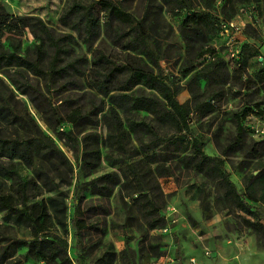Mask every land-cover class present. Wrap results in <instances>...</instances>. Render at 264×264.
<instances>
[{
	"label": "rangeland",
	"instance_id": "374dc122",
	"mask_svg": "<svg viewBox=\"0 0 264 264\" xmlns=\"http://www.w3.org/2000/svg\"><path fill=\"white\" fill-rule=\"evenodd\" d=\"M1 1L9 13L39 17L58 35L74 33L60 19L73 0ZM115 1H122L142 24L151 53L117 45L106 25L91 45L75 34L71 43L74 55L82 60V74L77 76L82 87L62 92L52 82L36 78L51 104L37 105L0 71L14 91L13 104L26 111L42 139L21 151V157L0 155V162L15 165L22 176L0 175V184L4 193L22 201L18 188L25 180L28 204L45 201L51 214L50 236L38 241L27 216L29 207L6 209L0 204V264H159L161 258L163 264H264V133L257 131H264V0ZM193 10L202 12L201 22L184 30L183 21ZM229 22L240 27L233 45L221 34L222 24ZM135 25H122L118 32H133ZM36 42L28 28L23 49ZM236 49L247 67L237 65L232 55ZM209 52L226 64L215 79L210 78L213 69L208 78L194 75L214 62L207 58ZM101 54L118 63H130L132 55L137 56L136 63L153 66L178 90L181 103L189 102L184 152L173 151L166 158L159 147L154 150L159 155L150 159L153 151L143 152L136 142L130 145L133 157L110 147L106 116L111 103L91 88L94 74L108 68L100 61ZM132 91L154 92L144 84ZM78 104L84 113L81 123L73 125L68 118ZM97 108L102 109L98 114ZM136 114L129 119L156 128L149 112ZM28 130L0 119V134L11 140L30 137ZM163 130L173 134L175 127ZM90 134L99 140L101 164L84 177L82 157ZM200 142L215 159L203 171L187 157L195 154ZM141 159L149 165L143 164L141 175L152 171L144 178L148 190L130 181L135 176L128 163ZM104 174L114 175L109 182L96 183L109 193H93L91 180ZM74 218L84 219L88 227L78 230Z\"/></svg>",
	"mask_w": 264,
	"mask_h": 264
},
{
	"label": "trees",
	"instance_id": "16d2710c",
	"mask_svg": "<svg viewBox=\"0 0 264 264\" xmlns=\"http://www.w3.org/2000/svg\"><path fill=\"white\" fill-rule=\"evenodd\" d=\"M202 15L200 10H193L183 21L184 30L189 29L190 25L197 26L201 22ZM60 19L63 25L74 33L58 35L39 17L9 13L0 0V71L6 74L20 93L30 96L37 105H42L44 102L51 104V99L40 88L36 78L52 82L62 92L82 87L77 77L82 74L80 70L82 60L74 55L71 43L74 41L75 34L84 43L91 45L98 39L102 27L106 25L108 35L117 45L139 54L150 52L148 33L122 1L73 0ZM129 23H136L133 32H118L120 26ZM28 28L34 34L37 42L33 47L23 49L22 39ZM49 48L52 50L50 55H48ZM206 56L209 59H215V52H209ZM132 59L134 60L130 63H118L112 61L105 54H101L100 61L108 65L107 71H99L94 74L92 79L91 88L108 96L111 103L110 114L106 116L110 132V147L123 151L126 156L133 157L135 155L130 145L136 142L143 152L153 151L149 156L150 159L159 155L154 151L159 147L164 151L162 153H165L164 157L166 158L171 157V154L168 153L173 151L184 152L186 135L183 131L188 128L191 122L189 102L181 103L177 98L178 90L164 82L153 66L136 63L137 56L132 55ZM237 61L241 63L240 67H247L246 63L241 61V57ZM155 64H158V60L153 62V65ZM225 66V61L222 58H216L214 62L195 72L194 75L208 78V71L213 69L210 78L215 79L217 75H221ZM137 84H144L154 92H130ZM50 89L51 87H48V91ZM14 96V91L0 77V119L28 128L31 134L28 138L12 140L0 134V155L9 158L21 157V151L26 150L32 143L42 140L37 137L32 128L26 111H20L13 104ZM100 111L102 109L97 108L95 112L98 114ZM138 111L149 112L156 122V128L150 127L147 123L129 119V117L137 116ZM83 113L82 105L78 104L70 114L68 121L73 125H79ZM62 121V119L58 120L57 124H61ZM168 125L175 127L173 134L163 130ZM238 129L239 134L244 132L241 121ZM87 140L90 141L87 142ZM203 146L204 144L200 142L195 154L187 156L190 160L189 163L196 165L201 171L215 160L203 151ZM101 155L98 138L90 134L86 138L82 157L81 169L84 177L99 170ZM125 159L114 161V163L123 162ZM143 164L149 167L144 159L128 163V167L135 176L130 181L136 183L137 186L141 185L142 190H148L144 178L150 176L152 171L149 169V172L141 175ZM0 175L22 178L15 165H6L2 162H0ZM112 175L114 174H104L99 178L92 179L91 191L99 195H107L109 188L98 185L96 181L109 182ZM124 175L126 179H129L125 172ZM51 183L57 187V184L52 180ZM28 188L29 183L23 180L18 188L23 194V200L19 201L17 196L4 193L0 184V204L6 209L13 208L18 204L29 207L27 216L34 229L33 235L39 241L41 237L50 236L48 231L51 226V214L48 203L45 201L28 204L30 198L27 195ZM73 223L80 231L88 227L84 219L74 218ZM161 223L159 221L153 225Z\"/></svg>",
	"mask_w": 264,
	"mask_h": 264
},
{
	"label": "built area",
	"instance_id": "2783aa9c",
	"mask_svg": "<svg viewBox=\"0 0 264 264\" xmlns=\"http://www.w3.org/2000/svg\"><path fill=\"white\" fill-rule=\"evenodd\" d=\"M238 31H240V27L235 22H229V23L222 24L221 34L227 38V43L229 45H233L235 43L236 35L240 33ZM240 53L241 52L239 51V49H236V51H234L232 55L238 60L240 58ZM237 65L240 67L241 63L237 62ZM257 131L264 133L263 130L261 131L258 129ZM166 259L167 261L172 260L171 257L169 258L167 257ZM163 262H164V258H161L159 264H163Z\"/></svg>",
	"mask_w": 264,
	"mask_h": 264
},
{
	"label": "crops",
	"instance_id": "0c3cea01",
	"mask_svg": "<svg viewBox=\"0 0 264 264\" xmlns=\"http://www.w3.org/2000/svg\"><path fill=\"white\" fill-rule=\"evenodd\" d=\"M238 35H239V34H238ZM238 35H237V36H238ZM237 36H236V37H237Z\"/></svg>",
	"mask_w": 264,
	"mask_h": 264
}]
</instances>
